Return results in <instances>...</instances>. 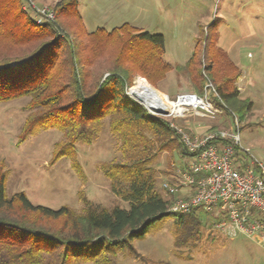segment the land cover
Returning a JSON list of instances; mask_svg holds the SVG:
<instances>
[{"label":"trees","instance_id":"16d2710c","mask_svg":"<svg viewBox=\"0 0 264 264\" xmlns=\"http://www.w3.org/2000/svg\"><path fill=\"white\" fill-rule=\"evenodd\" d=\"M25 3L0 0V102L29 98L20 143L56 129L63 140L56 144L54 160L74 158L77 145H91L107 123L122 157L105 164L102 172L127 207L108 208L85 197L78 213L68 206L34 205L22 192L9 197L6 175L0 172V264H114L120 255L137 259L141 254L134 242L167 220H177L176 250L200 238L214 214L196 209L176 215L169 211L172 197L156 191L154 162L160 154L192 155L170 128L171 119L153 115L128 91L137 77L158 87L175 70L189 78L199 96L205 94V79L215 82L217 105L241 122L253 107L235 85L241 69L216 42L203 41L186 64L173 68L164 61L163 35L129 24L88 32L77 0L58 1L55 20L38 23Z\"/></svg>","mask_w":264,"mask_h":264},{"label":"rangeland","instance_id":"374dc122","mask_svg":"<svg viewBox=\"0 0 264 264\" xmlns=\"http://www.w3.org/2000/svg\"><path fill=\"white\" fill-rule=\"evenodd\" d=\"M58 1L33 0L34 8L26 0L24 9L37 20L38 9L53 11ZM77 1L88 32L99 28L112 31L129 24L152 35H163L164 61L173 68L186 64L194 50L202 47V41L209 46L216 42L241 69L235 81L240 97L253 103L243 121L238 120L241 146L235 159L248 165L254 161L264 163V0ZM138 79L170 99L195 91L189 78L175 70L158 87L141 77L134 80L133 86ZM203 83L216 85L206 79ZM28 103V97L0 102V172L6 175V194L11 197L22 192L34 205L54 210L68 206L77 213L82 211L84 197L108 208L127 207L112 192L111 180L102 172L105 164L122 157L120 143L108 124L91 145H77L74 158L55 161L56 144L63 140L59 130L40 131L20 143ZM177 122L199 134L214 126L235 127L233 117L223 109L214 118L190 115ZM188 160L177 152L160 154L154 162L156 191L167 196L161 185L169 179L173 163L181 165ZM176 221L151 227L144 239L134 242L141 256L133 259L120 255L114 264H264V241L212 231L213 223L203 229L200 238L176 250Z\"/></svg>","mask_w":264,"mask_h":264},{"label":"built area","instance_id":"2783aa9c","mask_svg":"<svg viewBox=\"0 0 264 264\" xmlns=\"http://www.w3.org/2000/svg\"><path fill=\"white\" fill-rule=\"evenodd\" d=\"M27 4L35 8L33 0ZM37 12L38 23L55 20L54 12L47 8ZM168 100L176 107L168 111L170 128L192 155L184 164L173 163L169 179L161 185L172 197L169 211L186 215L202 209L216 217L212 231L264 241V163L248 165L235 159L236 148L241 146L237 117H233L235 127L203 134L178 124V119L190 115L214 118L220 112L216 100L221 99L209 83L202 96L189 92Z\"/></svg>","mask_w":264,"mask_h":264},{"label":"bare ground","instance_id":"6f19581e","mask_svg":"<svg viewBox=\"0 0 264 264\" xmlns=\"http://www.w3.org/2000/svg\"><path fill=\"white\" fill-rule=\"evenodd\" d=\"M130 92L135 99L141 100L149 110L160 108L170 111L176 108L169 103L167 96L152 88L142 79L136 81L135 85L130 89Z\"/></svg>","mask_w":264,"mask_h":264},{"label":"water","instance_id":"95a60500","mask_svg":"<svg viewBox=\"0 0 264 264\" xmlns=\"http://www.w3.org/2000/svg\"><path fill=\"white\" fill-rule=\"evenodd\" d=\"M128 95L134 99L136 102H138L139 104L143 105L148 111H150V113H154L156 115H159V116H164V117H167L169 115L168 111L164 110V109H160V108H155L153 110H149L142 102L141 100H137L135 99L132 95H131V92L129 91L128 92ZM168 97V96H167Z\"/></svg>","mask_w":264,"mask_h":264},{"label":"crops","instance_id":"0c3cea01","mask_svg":"<svg viewBox=\"0 0 264 264\" xmlns=\"http://www.w3.org/2000/svg\"><path fill=\"white\" fill-rule=\"evenodd\" d=\"M207 131H208V129H207ZM207 131H206V132H207ZM203 132H204V131H203ZM202 134H203V133H202ZM256 241H257V240H256Z\"/></svg>","mask_w":264,"mask_h":264}]
</instances>
